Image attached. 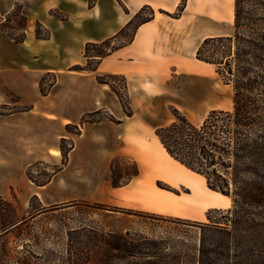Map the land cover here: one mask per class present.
<instances>
[{"label": "rangeland", "instance_id": "1", "mask_svg": "<svg viewBox=\"0 0 264 264\" xmlns=\"http://www.w3.org/2000/svg\"><path fill=\"white\" fill-rule=\"evenodd\" d=\"M234 3L235 0H217L215 6L204 7L182 0L176 8H152L158 20L155 26L161 30L162 47H172L174 40L176 46L175 52L163 56L170 68L161 81L166 104L164 113L155 121L156 130L175 120L174 109L199 126L211 111L233 108V84H227L215 67L196 59V51L204 39L234 32ZM24 13L33 26L30 31L37 30L33 12L25 9ZM149 13V10L144 11L141 19L147 18ZM54 15L62 16L59 12ZM1 20L8 34L0 32V44L12 46L11 37L22 36L19 28L24 26L25 20L10 15L9 10L0 11ZM39 32L46 34L43 28H39ZM132 35L133 29H129L125 37L114 41L110 47L125 43ZM40 46L37 53H30L23 63L13 59L17 54L10 56L6 67L1 66L0 60V113L5 114L0 116V132H6L0 137H15L17 133L12 129L32 125L40 127L44 133L56 130V124L41 119L39 112L28 113L34 101L42 100L38 90L40 71L53 67L54 62L62 63L61 69L54 73L57 80L58 77L66 80L70 75L78 78L79 72H83L73 68L95 64L83 56L80 64L67 67L65 60L69 55L56 48ZM97 50L93 48L91 54ZM2 68H6L4 78L12 87L2 80ZM17 68L22 72H17ZM54 80L53 75H46L43 90L49 91ZM108 81L127 104L124 80L115 76ZM156 88L154 82H148L150 95ZM50 104V99H46L44 110H49ZM153 110L157 112L156 107ZM109 115L102 110L95 117L104 119ZM68 129L71 134L78 133L74 126ZM63 147L68 150L70 141ZM143 153L147 157L146 171L136 190L123 197L124 205L118 209L111 210L107 207L111 206L109 204L81 198L68 201H58V198L56 202L45 203L35 197L14 196L9 201L0 198V264H199L202 240L216 250L227 246L230 263H234L241 252L248 257L247 261L252 260L251 264H258L264 257V241L237 242L232 226L230 235H225L204 232L199 225L207 221L209 210L230 208L233 204L230 197L209 189L201 176L176 162L161 147L147 142ZM59 155V151H52L50 159L33 164L32 177L47 180L62 164L63 159L54 158ZM133 159L128 155L114 158L109 179L125 184L136 171ZM158 206L160 210L155 208ZM213 218L221 220L222 215L214 213Z\"/></svg>", "mask_w": 264, "mask_h": 264}, {"label": "crops", "instance_id": "2", "mask_svg": "<svg viewBox=\"0 0 264 264\" xmlns=\"http://www.w3.org/2000/svg\"><path fill=\"white\" fill-rule=\"evenodd\" d=\"M181 1L0 0V11L11 12L16 5L22 7L23 13L25 9H30L37 22L50 32L49 39H38L36 30L33 28L30 31L32 25H29V18L24 13L27 16L26 39L23 43L12 40V46L8 43L0 44L1 66L6 67L10 56L14 57L15 54L17 56L13 59L23 63L30 53H37L40 45L56 48L69 55L65 60L67 67L80 64L87 43L101 42L112 37L143 7L167 10L178 7ZM216 1L186 0L187 4L191 5L192 2L204 7L215 6ZM54 12L61 13L66 19H60ZM157 21L155 17L138 27L132 42L102 59L95 71L79 72L78 78L70 75L66 80L58 77L57 83L45 96L40 91L41 78L61 69L63 64L54 62L53 67L48 66L40 71L38 90L42 100L34 101L28 113L39 112L41 119L54 122L57 129L44 133L40 127L32 125L12 129L13 133H17L15 137H0L1 199L9 201L14 196L20 199L37 197L41 203H45L56 202L58 198V201L81 198L120 207L124 205L123 197L136 190L137 183L146 171L147 157L143 153L145 143L161 147L170 156L156 135L155 121L164 113L166 104L160 88L170 63L163 56L175 52L176 46L174 40L172 47H162L161 30L155 26ZM5 69L1 70L3 81H6ZM16 70L22 72L20 68ZM19 75L22 76V73ZM104 75H116L126 80L132 116L125 113L119 97L110 85L98 82L97 77ZM151 81L157 87L153 95L147 90V84ZM6 83L12 87L11 83ZM46 99H50L51 103L47 111L44 110ZM155 107L157 112L153 110ZM102 110H106L114 120L85 124L79 134L68 132V126L80 125L83 115ZM3 133L6 132H0ZM62 139L74 142L66 165L53 175L49 183L37 186L28 178V168L50 159L52 151L60 152L55 159H63L60 149ZM121 155L132 156L140 174L115 187L109 175L112 160ZM77 190L82 193L76 194ZM155 208L161 209L159 206Z\"/></svg>", "mask_w": 264, "mask_h": 264}, {"label": "trees", "instance_id": "3", "mask_svg": "<svg viewBox=\"0 0 264 264\" xmlns=\"http://www.w3.org/2000/svg\"><path fill=\"white\" fill-rule=\"evenodd\" d=\"M234 4V32L230 35L208 37L196 51V59L215 67L217 74L227 84H233V108L211 111L199 126L191 123L187 117L174 109L175 120L157 129L156 135L172 158L189 171L201 176L209 189L228 196L233 201L232 206L225 210L222 208L209 210L206 214L207 221L199 224L203 231L230 235L229 227L232 226L237 242H262L264 241V0H235ZM146 10L150 11L149 16L141 19ZM10 15L25 20L24 26L19 28L22 36L20 38L10 36L14 42L23 43L26 39L27 16L22 12L20 5H16ZM59 17L62 20L66 19L64 16ZM154 18V10L148 6L143 7L123 29L112 37L101 42L87 43L84 56L95 64L86 68L77 66L73 70L95 71L102 59L130 44L138 27ZM1 25L4 26L2 20L0 31L7 33V29ZM37 27L38 39L50 38V32L39 21ZM39 28H43L46 34L42 35ZM129 29H133L130 40L110 47L114 41L125 37ZM93 48L98 50L91 54ZM49 74L55 78L52 88L57 83V77L54 73L46 75ZM46 75L40 80V91L44 96L51 91V89L45 91L42 88ZM115 76H98L97 80L99 83L110 85L112 91L119 97L125 113L132 116L133 110L128 97L126 104L119 90L108 81ZM122 79L125 83L126 96H128L126 80ZM98 113L83 115L80 125L74 126L78 131L77 134L85 124L114 120L112 115L104 119L96 118L95 115ZM3 115L5 114L0 113V116ZM69 127H67L68 131ZM66 141L62 139L60 142L62 164L47 180L39 181L33 178L31 175L33 165L28 168V178L34 184L46 185L53 175L64 168L68 155L74 148V142L70 141V148L66 150L63 147ZM135 166L136 171L130 179L140 174L136 163ZM110 181L115 187L122 185L120 181L116 182L112 179ZM107 207L111 210L118 209L112 206ZM214 213L221 214L222 219H214ZM239 247L242 249L241 246ZM247 259L248 257L240 252V255L236 256V261L230 263L227 246L216 250L206 246L202 240L199 264H251L252 260L248 262ZM258 264H264V257Z\"/></svg>", "mask_w": 264, "mask_h": 264}]
</instances>
